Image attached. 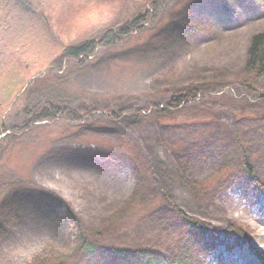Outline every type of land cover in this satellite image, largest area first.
I'll return each mask as SVG.
<instances>
[{
	"label": "rangeland",
	"instance_id": "374dc122",
	"mask_svg": "<svg viewBox=\"0 0 264 264\" xmlns=\"http://www.w3.org/2000/svg\"><path fill=\"white\" fill-rule=\"evenodd\" d=\"M261 1L216 0L204 8L194 6L196 0H167L147 30L126 43L83 66L40 74L43 80L7 110V128L19 127L25 110L46 100L96 110L80 122L43 121L24 133H3L0 187L25 184L58 193L87 227L105 222L104 250L78 257L77 221L64 204L43 197L0 245V262L27 259L46 245L67 254L70 264H112L111 247L177 254L186 229L163 218L159 207L128 202L139 183L137 155L179 207L218 228L197 247L201 264H264V191L249 178L228 190L209 189L236 137L253 140L252 162L264 183V76L254 89L239 80L251 37L264 31ZM192 83L202 84L205 95L164 117L150 111L152 103L161 107ZM123 107L148 111L119 120L106 115ZM235 221L253 232L249 244L222 233Z\"/></svg>",
	"mask_w": 264,
	"mask_h": 264
},
{
	"label": "trees",
	"instance_id": "16d2710c",
	"mask_svg": "<svg viewBox=\"0 0 264 264\" xmlns=\"http://www.w3.org/2000/svg\"><path fill=\"white\" fill-rule=\"evenodd\" d=\"M166 1L0 0V136L9 130L12 135L15 132L24 133L44 120L80 122L90 118L95 108L82 109L46 100L32 110H25L27 117L19 127L9 129L3 121L7 110L33 76L47 69L55 74L70 63L83 66L89 62L90 56L126 43L136 34L147 30L149 24L160 15ZM196 2L194 6L199 4L204 8L215 3L214 0ZM258 2L262 3L261 0ZM263 76L264 31H261L251 37L239 76L240 84L254 89ZM41 80L42 77H36L30 88ZM203 95L205 88L202 84H188L175 91L163 107L152 103L150 109L157 117H164L167 111L177 110ZM141 111L146 112L148 108L123 107L106 115L112 120H119L124 115L129 117ZM3 140L0 138V143ZM251 141L236 137L232 144H228L222 166L213 177L212 181L215 182L209 189L223 191L246 178L264 189V183L252 162ZM133 157L139 172V183L128 202L132 205L141 203L145 208L159 207L163 218L175 220L186 229L187 234L180 237L179 247L176 248L178 253L173 257L154 246H142L135 250L111 247L108 253L113 258L112 264H201L197 247L205 233L217 234L218 228L186 213L175 203L169 189L158 180L151 164L140 161L137 155ZM178 169L182 174L185 171L182 166ZM182 178L185 179L184 176ZM185 182L187 184V180ZM208 186L211 187L210 183ZM150 196L152 200L149 201ZM43 197L64 204L68 217L77 221L78 236L74 252L78 257L104 250L100 238L108 231L105 222L89 228L58 193L25 184L0 187V245L14 229L20 227L25 216L30 215L26 208L33 206L39 209ZM222 232L235 235L238 242H249L252 235L249 227L238 221L229 222ZM0 264L70 263L67 254L46 245L27 259Z\"/></svg>",
	"mask_w": 264,
	"mask_h": 264
}]
</instances>
